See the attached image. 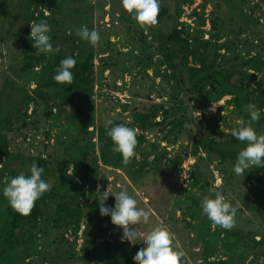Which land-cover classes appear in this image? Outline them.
Returning a JSON list of instances; mask_svg holds the SVG:
<instances>
[{
  "label": "trees",
  "instance_id": "16d2710c",
  "mask_svg": "<svg viewBox=\"0 0 264 264\" xmlns=\"http://www.w3.org/2000/svg\"><path fill=\"white\" fill-rule=\"evenodd\" d=\"M50 1L52 0L16 1L23 20V26L19 30L20 37L15 38L21 53L16 77L22 82V86L33 84L34 88L30 91H25L22 88L21 100L16 101L14 94L17 93V89H21L20 86H16L17 82H5L3 85L4 92H0L1 160H10V140L7 132L11 130L12 121L14 119L22 120L21 127H26L25 120L28 119L26 113L30 106H32L31 116L35 115L38 109H42V115L45 121H50L49 128L52 129L61 121L68 120L62 112L65 107L74 106L77 102L86 105L89 121L84 129L85 140L79 136L78 131H75L77 132L75 138L70 139L65 130H62L59 136L65 137V140L57 138L56 142V144L63 145L65 141H69L71 146L76 149L73 151L74 157L64 165V170L71 167L77 175V177L71 178L72 182L69 184L71 190H80L83 187L95 185V177L84 165L85 157L91 158L92 166L97 168L100 164L105 168L125 173L132 182L136 178L143 177L148 171L154 174H161L163 170L170 173L179 171L185 159L183 153H178L171 158L166 148H161L160 144L167 143L173 146L177 143L178 137L183 131V119L186 118V111L192 109L199 113L198 118H195L200 120V127L204 123L202 129L209 134L193 144L190 156L194 158L202 154L207 160L214 157L219 164L234 168L237 155L246 147V143L236 139L231 134L232 132L225 134L220 129L218 122L221 119L220 113L223 112V106L217 108L218 111L215 114L208 111L210 106L218 104L224 98H228L225 105L232 107L244 120L250 119L246 106L255 104L260 110V120L253 127L258 134H264V90L254 93L250 87L258 77L262 78L264 84L263 57L252 56L246 59L247 81L244 84H233V74L223 66V61L229 50L236 49L225 42L220 43L211 34L218 22L215 14L222 8L226 9L232 18L239 19L245 28L250 29L248 23H252V18L251 14L246 12L242 6L244 0H203L200 8L192 10L189 16L197 17L199 20L195 35L189 32V25L178 23L182 13L181 5H191L193 0H179L178 4L174 5L177 11L173 16L167 6L162 5L158 20L166 16L172 21L170 33L162 36L154 31H149L150 39L156 44L152 52L147 49V36L143 35L141 28L138 35L133 37V42L138 45L139 52L144 56V58H141L140 55L136 56V64L144 71L153 70L154 76L160 77L161 82L169 86L171 95L166 98L170 106L153 104L144 112L132 110L129 127L139 132L136 148L139 160L134 157L127 166L122 163L121 154L112 151L114 144L107 134L110 128L119 125V122L113 121V125L107 128L99 127L87 132L93 127L92 120L94 118L91 105L95 83L93 53L77 56L71 52L67 55L62 48H59L58 53L38 55L37 49L33 47L34 42L29 33L31 23H39L41 20H46L48 24L51 23L52 20L49 16L44 15ZM171 1L177 2V0ZM0 5L2 4L0 3ZM5 6L6 4H4ZM206 6L211 7L208 20L204 18ZM206 21L210 24L211 30L207 33L208 38L204 39L207 35L201 28ZM11 31L12 25L6 31V36ZM1 41L3 42V39ZM134 53L132 51L128 55L134 56ZM69 56L77 61L75 68L72 69L73 83L71 85L59 84L53 77L57 74L61 60ZM153 57H157L155 62L152 60ZM162 68L163 74L160 71ZM103 71L102 67L101 75ZM181 93L184 94V101L179 100ZM183 103H186V106H183ZM6 107H8L7 111L4 110ZM55 107L58 110L53 114L52 110ZM121 109L122 112H126L128 106L121 105ZM157 119L158 121H156ZM35 121L37 120L30 123V127L33 129L36 128ZM63 127L69 129V125ZM148 134H156L159 138L148 143L146 140ZM94 138H96V142H94ZM25 140L31 141L30 136H27ZM142 144H148V150L141 151ZM65 150L67 151L68 148ZM32 160L38 167L44 169L41 178L47 181L50 161L42 159L39 155ZM188 175L189 182L184 191L185 203H189L190 206L183 213V218L184 221L188 220L187 228L192 231L202 246L199 264H258V259L264 258V167H250L243 174L252 201L248 209L259 216L263 227V235L259 240L256 241L255 236L251 235L249 242L239 230L213 227L206 214L202 213V204H199L192 195L194 191H197L205 196L210 184L196 164L191 166ZM74 178L79 179V184L74 182ZM11 179L12 173L7 175L3 182L0 174V264H29L39 254V238L37 236L45 231L42 229V225L45 223L50 224L51 229L69 232L74 238V243L79 239L78 234L82 235L81 251L83 256L81 258L86 261L85 264H136L125 240L116 241L109 238L110 236H105L107 230L104 227V222L111 216H103L100 213L98 201L102 192L105 191L103 188L92 197L91 202L83 209L75 199V195L69 191H65L63 194L62 188L52 186L50 191L36 201L31 214L22 216L12 209L3 195V189ZM69 195L71 200H74L73 203L66 200ZM80 195L83 197L84 193H80ZM210 198H214V196ZM105 206L114 208L110 196L105 201ZM81 228L83 229L81 230Z\"/></svg>",
  "mask_w": 264,
  "mask_h": 264
},
{
  "label": "rangeland",
  "instance_id": "374dc122",
  "mask_svg": "<svg viewBox=\"0 0 264 264\" xmlns=\"http://www.w3.org/2000/svg\"><path fill=\"white\" fill-rule=\"evenodd\" d=\"M16 1L19 0H0L2 4L0 5V92H4L3 85L5 82H17L16 86H20L21 89H17L14 99L19 101L21 100L22 88L25 91H30L34 85L22 86V82L16 77L21 53L15 38L20 37L19 30L23 26L21 11ZM178 1L173 3L171 0H160V10L162 5H166L173 16L177 11L174 5L178 4ZM244 1L242 6L246 12L251 14L252 18V23H248L250 29L245 28L239 19L232 18L226 9L222 8L217 14L214 13L218 22L214 31L211 32L215 36V40H219L220 43L225 42L236 49L229 50L223 61V66L233 74V84H244L247 81L246 59L252 56H261L264 62V0ZM202 3L203 0H193L191 5H181L182 13L178 23L189 25V32L193 35L198 29L199 20L197 17L189 16L191 11L200 8ZM4 4H6L5 7ZM210 11V6L204 8L206 20L210 18L208 16ZM44 15L49 16L52 20L49 24L51 30L48 35L51 37L54 48H62L67 55L71 52L77 56L93 53L95 83L91 105L94 118L92 120L93 127L87 132L99 127L107 128L109 125L106 124V121L109 119L129 127L132 110L144 112L153 104L170 106L166 101V98L171 95L169 86L162 83L160 77H155L153 70L144 71L142 67L136 64V56L140 55L141 58H144L139 52L138 45L132 40L138 35L140 26L123 8L121 0H96L95 4H92L91 0H52L48 3ZM11 25L12 31L6 36V31ZM85 26L90 31L95 29L99 32L101 40L96 47L77 35V32ZM171 27L172 21L165 16L161 17L158 25L150 28L149 31L164 36L170 33ZM201 30L206 35L211 30L208 21L205 22ZM149 31L147 33L143 31V35L147 36V49L152 52L156 44L150 39ZM207 38L208 35L204 37V39ZM132 51L135 52L134 56L128 55ZM152 60L155 62L157 57H153ZM102 67L104 71L101 75ZM160 71L163 74V68ZM250 87L254 93L264 90L262 78L258 77L256 81L251 83ZM179 100H185L184 94H180ZM227 100L228 98H224L218 104L208 108L211 114H215L218 111L217 108L223 106L224 109L220 113L221 119H218V125L225 134H229L232 129L238 128L236 121L241 119V116L232 107L225 105ZM121 105L128 106L126 112H122ZM183 106H186V103H183ZM189 106L192 107L191 104ZM85 108L86 105L81 102H77L74 106L65 107L62 112L68 120L61 121L52 129L49 128L50 121H45L42 109H38L35 115H30L32 106L26 113L28 118L25 120L26 127H21L22 120L14 119L10 132H7L10 140V160L0 159L2 181L4 182L7 175L11 173L12 178L21 173L30 176V169L34 163L32 158L39 155L51 163L46 182L51 187L62 188L63 194L65 191H69L75 195V199L83 209L91 202L92 197L99 193L101 188L110 193H116L122 188H127L129 195L137 200L138 207L153 210V215L150 216L148 223H140L135 226L140 234L138 239L133 243L125 240L133 256L141 247L146 246L144 244L146 234L154 226L162 223L175 234L174 243L178 244L180 249L186 253L183 264H199L202 246L192 231L187 228L188 220L184 221L183 218V213L190 206L189 203H185L184 191L189 182L188 173L191 166L196 164L210 184L205 196L197 191L193 192L192 195L198 203L202 204L206 196L215 197V191H221L226 201L238 208L236 225L232 230L241 231L247 242L251 239V235L255 236L256 241L263 235L261 219L248 209L252 201L243 175L235 174L234 168L219 164L214 157L207 160L202 154L194 158L190 156L193 144L209 134L202 129L204 123L200 127V120H196L199 113L194 109L186 111V118L183 119V131L178 137L177 143L173 146L167 143L160 144L161 148H166L171 158L178 153H183L185 159L179 171L170 173L163 170L161 174L148 171L143 177L136 178L132 182L125 173L105 168L100 164L96 168L91 165V158L85 157L84 165L95 177V185L83 187L80 190H71L69 185L72 182L71 178L77 177V175L71 167L64 170V165L74 157L73 151L76 149L71 146L69 141H65L63 145L56 144V142L57 138L65 140V137L59 136L62 130H65L70 139L75 138L77 133L75 131H78L79 136L85 140L84 129L89 121ZM7 109L8 107L4 108L5 111ZM53 110L52 112L55 114L58 109L55 107ZM193 118L195 119L193 120ZM205 119L207 120L208 117L206 116ZM33 120H37L35 121V129L30 127ZM65 125H69V129L64 128ZM27 136H30L31 141L25 140ZM157 138L159 137L156 134H148L146 140L148 143H152ZM94 142H96V138H94ZM66 148H68L67 151ZM146 150H148V144H142L141 151ZM78 156L82 159L80 155ZM136 158L139 160V156ZM74 182L79 184V179L74 178ZM80 193H84V196L82 197ZM109 196L115 206V197ZM66 200L71 201V203L74 201L71 200L70 195ZM50 226L46 223L42 225V229L45 231L37 236L39 238V254L29 264H85L86 261L81 258L83 256L81 251L82 235L79 233V239L74 243V238L69 232L54 230ZM104 227L107 230L105 236H110L109 238L116 241L122 239L123 229L114 225L111 222V217L105 220ZM258 264H264V258H259Z\"/></svg>",
  "mask_w": 264,
  "mask_h": 264
},
{
  "label": "clouds",
  "instance_id": "9594fccd",
  "mask_svg": "<svg viewBox=\"0 0 264 264\" xmlns=\"http://www.w3.org/2000/svg\"><path fill=\"white\" fill-rule=\"evenodd\" d=\"M96 0H91L95 4ZM123 8L138 23L140 28L147 33L150 28L158 25L160 0H121ZM50 14V12H49ZM50 25L46 20L39 23H31L30 37L34 42L33 47L37 49V54L58 53L60 49L54 48L51 43ZM71 35V32H69ZM77 35L96 47L101 40L99 32L95 29L89 30L86 26L82 27ZM77 61L72 57L61 60L57 68V74L53 79L59 84L73 83L74 77L72 69L75 68ZM249 111L250 119H238V128L232 129V135L241 142L246 143L239 151L234 166L237 175H243L245 170L250 167H264V134H258L253 125L260 120V110L255 104L246 106ZM106 124L113 125V120L109 119ZM114 147L112 151L122 156V163L127 166L137 157L136 148L138 146L137 131L123 124L111 127L108 131ZM44 169L35 163L30 169V176L23 173L12 178L3 189V195L8 200L10 206L18 214L29 216L43 194L50 191L51 185L43 180ZM109 195L115 197L114 208L105 206V201ZM99 209L103 216L110 215L111 222L123 229L122 241L127 240L133 243L139 237V232L135 226L140 223H148L150 216L153 215L151 208L138 207L137 200L129 195L127 188H122L116 193L103 191L99 199ZM238 208L232 203L227 202L221 191H215V197H204L202 201V213L207 216L213 227H220L231 230L236 225ZM176 237L167 226L162 223L154 226L145 236V247H141L134 256L136 264H183L186 253L175 244Z\"/></svg>",
  "mask_w": 264,
  "mask_h": 264
},
{
  "label": "built area",
  "instance_id": "2783aa9c",
  "mask_svg": "<svg viewBox=\"0 0 264 264\" xmlns=\"http://www.w3.org/2000/svg\"><path fill=\"white\" fill-rule=\"evenodd\" d=\"M31 32V31H30Z\"/></svg>",
  "mask_w": 264,
  "mask_h": 264
}]
</instances>
